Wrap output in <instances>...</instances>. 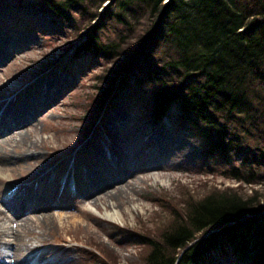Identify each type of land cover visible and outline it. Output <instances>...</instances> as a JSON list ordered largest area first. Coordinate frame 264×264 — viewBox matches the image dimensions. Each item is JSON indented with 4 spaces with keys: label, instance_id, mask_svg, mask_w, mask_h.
<instances>
[{
    "label": "trees",
    "instance_id": "16d2710c",
    "mask_svg": "<svg viewBox=\"0 0 264 264\" xmlns=\"http://www.w3.org/2000/svg\"><path fill=\"white\" fill-rule=\"evenodd\" d=\"M11 2L1 31L35 29L34 8L71 38L68 67L101 66L91 86L98 112L120 91L147 100L153 125L174 118L192 129L216 176L264 183V0ZM202 187L201 197L165 200L169 217L154 235L132 232L147 248L143 264H264V206L239 187Z\"/></svg>",
    "mask_w": 264,
    "mask_h": 264
},
{
    "label": "rangeland",
    "instance_id": "374dc122",
    "mask_svg": "<svg viewBox=\"0 0 264 264\" xmlns=\"http://www.w3.org/2000/svg\"><path fill=\"white\" fill-rule=\"evenodd\" d=\"M15 1L27 4L30 0ZM10 4L11 0H0V16L8 19ZM27 15L35 29L24 25L7 33L0 30V102L3 108L8 104L12 113L24 104L25 115L34 125L28 128L26 142L8 153L10 160L0 162V210H4L1 202L11 198L14 207L32 204L47 217L43 222L38 212H31L29 216L35 219L25 230L0 222V241H11L13 229L20 244L35 248L23 260L35 257L42 259L39 264H109L111 257L116 264H143L147 248L136 243L140 238L132 232L152 229L154 235L169 217L163 202L179 204L186 191L201 197L205 192L202 185L239 187L240 195L256 197L264 206V183L248 185L216 176L215 169L202 162L192 129L174 118L153 125L147 100L138 97L132 103L120 91L101 112L94 109L97 91L91 89L92 78L101 66L96 64L91 71L87 62L68 67L72 51L65 50L71 38L58 33L50 19L34 8ZM109 148L116 157L104 162L101 154L109 157ZM73 156L76 179L70 162ZM63 171L66 173L59 179ZM115 174L122 180L112 187H121L106 189L112 192L110 199L100 194L94 206L92 199L89 203L83 200L86 186L89 193L93 182H112ZM64 178L72 181L69 187L63 188ZM77 179L82 184L79 192L74 184ZM131 187L135 192L128 197L115 196ZM69 189L72 193L63 194ZM108 203L113 205L105 206ZM179 208L185 210L183 205ZM92 241L108 257L100 258L87 248ZM3 247L6 256L0 262L14 263L16 245Z\"/></svg>",
    "mask_w": 264,
    "mask_h": 264
},
{
    "label": "bare ground",
    "instance_id": "6f19581e",
    "mask_svg": "<svg viewBox=\"0 0 264 264\" xmlns=\"http://www.w3.org/2000/svg\"><path fill=\"white\" fill-rule=\"evenodd\" d=\"M53 92L56 93L55 90ZM20 107L22 109L20 108L19 110H15L12 113L10 110H8V104H7L5 108L0 111V154L3 155V156H0V162L2 161L5 162L6 161L5 158L6 156H8V153L11 151V149L14 150V147L18 146L20 142H22L23 144L26 142V137L29 136L28 128L34 126V125H31V122L25 115V108H26L25 105L23 104V106H20ZM1 108H3V103L0 102V109ZM23 132L27 133L25 137L23 136ZM109 150L111 152V155L109 157L101 154L102 161L113 162L115 154L112 153L111 148H109ZM6 159L10 160L9 158H6ZM39 167L42 168V165H39ZM136 171L137 169L133 168V173H135ZM41 172H43V170ZM50 172L51 171L44 173L43 177H47L50 174ZM90 174H91V170H90V173H88V175L86 176V181H87V177ZM121 180H122V177L119 176L118 174H115L112 182H108V181L107 182H102V181L93 182L90 186V188H92L91 192L88 193V187L86 186V190H84L85 195L83 197V200L89 203L92 199L93 201L90 204L94 206L97 204L98 200L101 198L100 194H104L107 199H110L111 197L109 194H112V192L106 189L109 187H112L113 183H117ZM81 185L82 184L79 185V190L82 187ZM125 186L128 188L127 184H125ZM118 187L120 188L121 186H118ZM118 187L116 188V186H114L111 189L112 190L118 189ZM134 192H135V188L131 187L130 190L127 192L126 190L115 192V196L122 197L125 195L128 197V194H133ZM129 201H130V198L126 200L127 203ZM12 202H13V199L11 198H7L6 200L1 202V205L4 208L3 211L0 210V222H2V224H7L9 227L10 225H13L14 228H17L18 226H20L23 230H25L29 227V224H32V222H34L35 216L34 218L33 216H29L31 212L33 213L38 212V214L40 215L41 221L43 222L47 221L45 211L42 212V210H38L39 208H36V207L34 209V206L32 204H26V203L21 204L19 205V208H16L11 204ZM112 205L113 204L108 203L105 206L110 207ZM24 214L26 217H23ZM11 230L14 233L12 240L11 241L6 240L3 242L0 241V243L2 242L4 246L16 245L17 247L14 254L12 255V257L15 258L16 261L10 264H39L41 263L42 259L38 260L35 257H30L31 258L30 260L22 259L25 253H30L35 248L33 249L32 247H27L26 244H20L21 240L18 236H16L17 230L15 231H13V229ZM3 245H1L0 247L1 248L0 257L6 256V253L2 251V249L4 248ZM0 264H7V263L0 262Z\"/></svg>",
    "mask_w": 264,
    "mask_h": 264
}]
</instances>
